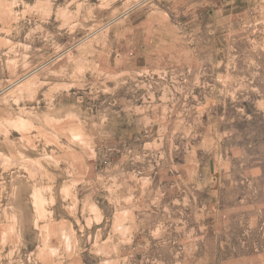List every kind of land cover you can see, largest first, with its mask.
Returning a JSON list of instances; mask_svg holds the SVG:
<instances>
[{"label": "rangeland", "instance_id": "obj_1", "mask_svg": "<svg viewBox=\"0 0 264 264\" xmlns=\"http://www.w3.org/2000/svg\"><path fill=\"white\" fill-rule=\"evenodd\" d=\"M0 264H264V0H0Z\"/></svg>", "mask_w": 264, "mask_h": 264}]
</instances>
